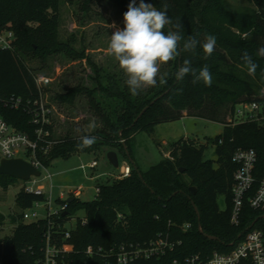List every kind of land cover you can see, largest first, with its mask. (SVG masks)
Returning <instances> with one entry per match:
<instances>
[{"label":"trees","instance_id":"16d2710c","mask_svg":"<svg viewBox=\"0 0 264 264\" xmlns=\"http://www.w3.org/2000/svg\"><path fill=\"white\" fill-rule=\"evenodd\" d=\"M92 1L82 0V9L88 10ZM116 1L127 10L130 0ZM146 2H151L159 10H163L164 3H167L168 16L174 23L179 18L183 24L185 39L193 36L203 43L205 34H211L216 37V49L208 58L200 45L194 54L182 53L161 68V73H169L166 85L158 83L155 87H147L137 96L131 95L125 83L127 77L105 72V82H102L99 76L102 70L97 67L95 88L78 84L56 93L55 99L66 104H73L76 97L84 93L103 127L93 135L97 137L95 144L80 150L77 143L82 134L57 139L53 126H50L52 143L47 154L40 156L43 164L48 166L54 158L107 146L121 152L130 167L126 177L97 184L93 199L81 201L74 198L67 204V213L57 219L58 223L62 224L77 209L83 210V216L77 218L70 231L67 241L73 245V250L65 255V264H85L87 258L83 250L88 245L108 249L122 242L143 244L158 232L166 231L181 240L177 251L170 257L176 252L206 255L212 250L226 251L230 249L229 242L248 223L244 221L234 226L229 222L230 192L237 168L232 156L238 149L252 148L260 168L264 169V120L228 124L227 117L237 102L254 100L264 90V56L258 55L259 49L264 47V0H248L253 7L247 11L233 10L224 0ZM61 3V0H0V32L9 30L14 36L9 50L0 48V97L15 95L24 99H44L43 88L37 85L36 71L28 65V58H38L43 63L50 55L65 53L71 58H86L93 65L83 50L77 51L71 45V39H59ZM244 52L258 65L255 76L248 75L242 60ZM185 58H190L197 70L204 65L209 67L213 77L210 87L203 82L193 84L190 75L183 81L175 79L174 73ZM95 92L100 94L99 99H94ZM109 100L120 108L111 109L114 117L109 112L112 106ZM142 109L144 111L138 116ZM0 113L14 128L33 132L29 116L22 110L0 106ZM183 115L218 120L224 129L205 143L180 137L170 144L168 155L144 171L127 160L131 159L128 141L135 132H151L155 124L176 120ZM208 144L214 146V162L204 157ZM15 180L0 174V190H7ZM191 186L195 187L194 193ZM218 195L225 197L223 210L218 208ZM40 200L41 195L20 188L14 197L15 213L5 215L0 211V232L5 223L12 226L9 234L0 235L2 264L43 262V234L47 220L40 218L27 222L23 218L24 210ZM244 212L250 221L257 218V224L260 222L259 226L264 229L261 214L247 207ZM184 223H190L185 231L180 229ZM130 264L164 263L137 260Z\"/></svg>","mask_w":264,"mask_h":264},{"label":"rangeland","instance_id":"374dc122","mask_svg":"<svg viewBox=\"0 0 264 264\" xmlns=\"http://www.w3.org/2000/svg\"><path fill=\"white\" fill-rule=\"evenodd\" d=\"M61 2L59 39L62 41L71 39V45L77 51L83 50L94 66L86 58H71L65 53L50 55L43 63L38 58L26 59L28 65L35 69L36 77L49 78L47 83H42V96L52 110L53 134L57 139L66 135H94L101 130L103 123L96 112L89 107L88 97L84 93L79 94L73 104L59 103L55 99L56 93H62L67 88L78 84L89 89L95 88L96 67L102 70L99 73L102 82H105L103 76L105 72L111 74L115 72L126 77L119 68L118 62L108 53L107 49L111 34L116 28L124 27L123 14L127 10L123 9L116 0H97V2L94 0L89 4L88 10L82 9V0H61ZM224 2L233 10L247 11L253 7L248 0H224ZM163 66L161 65V68ZM99 98L100 94L95 92L94 99ZM111 102L112 106L109 112L111 117H114L111 109L115 107L119 110L120 108L116 102ZM92 123H95L94 128L90 127ZM154 126L151 132L138 130L128 141L131 159L127 158V160L131 164H136L142 171L161 161L163 156L167 155L170 144L180 137H188L198 143H205L224 129L223 124L218 120L197 116H183L176 120L157 123ZM108 150L113 149H109L107 146H99V149L96 150H84L68 157H58L51 160L46 168L52 174L51 179L41 178L46 173V170H43L37 183L43 184L47 191L51 184V191L53 192L52 209H56L58 206L55 197L60 190L64 191V197H66L68 188L80 186L82 194L79 195L78 199L88 201L95 196L97 184L110 181L119 175L120 166L127 161L121 152L116 151L119 157V165L115 168L106 157ZM204 157L214 162L216 155L213 145L208 144L204 151ZM92 160L96 161L94 168L82 169L80 167L81 164L89 163ZM24 183L32 184L31 180L16 179L7 190H0V211L3 214L15 213L17 208H15L14 197ZM217 197L218 208L223 210L225 197L223 195ZM47 210L42 202L37 207L25 209L29 214L36 211L39 218L43 217ZM82 216L83 210H75L64 221V227L74 226L77 218ZM35 220L36 218L26 219L27 222ZM11 227V224L5 223L0 235L9 234Z\"/></svg>","mask_w":264,"mask_h":264},{"label":"built area","instance_id":"2783aa9c","mask_svg":"<svg viewBox=\"0 0 264 264\" xmlns=\"http://www.w3.org/2000/svg\"><path fill=\"white\" fill-rule=\"evenodd\" d=\"M14 39L11 31L0 32V48L10 49ZM48 77H36V83L42 87V83H47ZM0 106L20 109L29 116L30 123L33 125V132L21 131L14 128L6 122L0 113V162L3 159L22 158L31 163L38 171L39 175H31L27 180L32 184L24 183L21 190L32 192L42 196V200L34 201L31 206H39L40 202L48 209L43 217L47 220V229L43 234V257L41 264H65L64 257L73 250V245L67 240L70 237V231L75 227H64L57 222V219L65 216L68 197L78 198L81 193V187L68 188L66 197L64 191L60 190L55 200L58 206L51 208L52 186L45 190V186L37 183L41 177L42 171L46 173L42 179H51L52 174L47 171V166L41 161L50 149L52 140H50L49 127L52 126V110L50 105L41 97L38 99H24L22 96L9 95L0 97ZM264 120V90L262 95L251 101H239L227 117L228 124L247 121ZM168 155V154H167ZM41 156V157H40ZM232 161L237 163V168L233 173V183L230 192L229 222L238 226L242 222H248L245 228L229 242L230 249L226 251L212 250L206 255L200 253H191L187 255L177 254L170 257L177 251L181 240L174 237L172 232H158L143 244L119 243L104 249L101 246L93 247L88 245L83 253L86 256L85 264H130L137 260H154L157 263L164 264H264V229L257 224V218L250 221L244 212L247 207L264 217V169L260 168L257 161V155L254 149H238L232 156ZM96 161L81 164L80 167L94 168ZM117 177H126L130 172L128 163H124L119 168ZM34 185V186H33ZM97 191V188H96ZM96 193V192H95ZM23 218H36L38 214L33 211L31 214L25 210ZM66 221V220H65ZM190 227V223H184L180 229L185 231ZM96 258V261H95ZM0 264L2 260L0 259Z\"/></svg>","mask_w":264,"mask_h":264},{"label":"clouds","instance_id":"9594fccd","mask_svg":"<svg viewBox=\"0 0 264 264\" xmlns=\"http://www.w3.org/2000/svg\"><path fill=\"white\" fill-rule=\"evenodd\" d=\"M167 10V3H164L163 10H159L146 0H139V3L137 0H130L127 11L123 14L124 27L116 28L111 34L107 51L127 77L125 83L133 96L139 95L147 87L157 86L158 83L166 85L169 73H161V65L176 60L182 53L194 54L200 45L205 58H208L216 49L217 40L211 34H205L203 43L193 36L185 39L181 20L177 18L174 23ZM258 55L264 56V47L259 49ZM242 60L248 75L255 76L258 65L252 57L244 52ZM189 75L193 84L203 82L210 87L213 83L207 65L197 70L192 66V60L185 58L174 76L177 81H183ZM90 127L94 128L95 123ZM96 140V136L82 135L77 148L83 150L92 147Z\"/></svg>","mask_w":264,"mask_h":264},{"label":"water","instance_id":"95a60500","mask_svg":"<svg viewBox=\"0 0 264 264\" xmlns=\"http://www.w3.org/2000/svg\"><path fill=\"white\" fill-rule=\"evenodd\" d=\"M139 3V0H138ZM145 109V108H144ZM144 109L141 110V112L138 114V116L144 111ZM137 116V117H138ZM135 118V120L137 119ZM123 147L125 150L126 155H128V151L126 149V145L123 143ZM107 159H109V162L112 166L115 168L118 167V156L116 151L114 150H108L106 153ZM179 170H182L180 168ZM0 174H5L9 177H13L19 180H27L31 175H39V171L29 162L22 158H11V159H3L0 162ZM140 175V174H139ZM190 190L192 193L195 192V187L191 186ZM73 200L72 197H68L66 199L67 203H70ZM194 209L198 215L197 209L194 206ZM67 212L64 211L63 214H66ZM198 230L201 231V227L198 225ZM202 232V231H201ZM208 238L215 239L214 236H207Z\"/></svg>","mask_w":264,"mask_h":264},{"label":"crops","instance_id":"0c3cea01","mask_svg":"<svg viewBox=\"0 0 264 264\" xmlns=\"http://www.w3.org/2000/svg\"><path fill=\"white\" fill-rule=\"evenodd\" d=\"M183 116H187V115H183ZM183 116H182V117H183ZM116 153H117V152H116ZM117 156H118V154H117ZM118 161H119V157H118ZM118 165H119V164H118ZM118 171H119V170H118Z\"/></svg>","mask_w":264,"mask_h":264}]
</instances>
